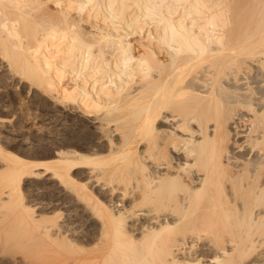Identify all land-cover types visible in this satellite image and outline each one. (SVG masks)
<instances>
[{"label":"bare ground","instance_id":"1","mask_svg":"<svg viewBox=\"0 0 264 264\" xmlns=\"http://www.w3.org/2000/svg\"><path fill=\"white\" fill-rule=\"evenodd\" d=\"M0 61L85 116L0 153L1 257L264 264V0H0Z\"/></svg>","mask_w":264,"mask_h":264},{"label":"rangeland","instance_id":"2","mask_svg":"<svg viewBox=\"0 0 264 264\" xmlns=\"http://www.w3.org/2000/svg\"><path fill=\"white\" fill-rule=\"evenodd\" d=\"M144 38L145 37H141L139 38V40L141 39L145 41ZM146 41H148V39H146ZM6 66L7 65L5 62L0 61V143H1L0 153L3 152V153H11L12 155L15 154V156L17 155V157L21 158L22 161L28 162L29 165H32L34 163H40L41 161H46V160L54 161V159L58 157L57 155H52V157H49V158L37 157L36 159L35 155L39 154L40 151L43 149L42 147H39L38 140L41 141L43 140V138H50V136L52 135L56 138L60 137L61 135H63V133H65L68 130L69 128L68 126L70 124H73L74 126L75 125L74 121L78 119L83 121L82 118L85 116L82 113H79L80 111L75 106V104L61 102L60 100H58V97L56 98L57 95L54 91H52L53 93L50 92L51 94L48 92H45L42 88L35 86L34 83H32L33 82L32 79H28V80L26 79L28 81L27 82L21 76L20 77L15 76V74H13L11 71H8L9 68L8 66L7 67ZM71 82L72 80L68 78V76H66V79L64 78L62 81L63 85L65 84L64 85L65 87H70L72 85ZM44 94H46L47 97ZM56 101L59 103H57ZM45 102L46 104L43 105V103ZM90 120L92 122L90 123V125H92V127L93 126L96 127V130H95V132L97 133L96 135L103 136L102 135L103 131H101L100 129H97V127L99 126V123L95 122V120L93 119H90ZM60 131L63 133H60ZM71 132L73 133V131H69V133ZM7 149H9V151ZM7 165H8V162L2 157H0V167H1L0 171H3ZM31 169H34L33 170L34 172H37V171L40 172L41 176L39 178H36L37 176H35L34 174H29V173L22 175L19 181V187H20V190L23 189L22 191H20L23 194V197H24V194H26V192L29 189H31L32 187L36 188V186L38 185L37 181L42 182L43 179H45L46 177H47L46 184H43V183L39 184V187L37 186L39 189L36 188L38 189V191L40 192L43 191V189H45L44 185H48L47 182H49V180H50V183L51 182H53L52 184L55 183L53 181L54 178H51L52 175L50 171L43 170L44 167L35 166V167H32ZM25 170L27 169L25 168ZM87 170L88 169H86V171ZM34 184L36 186H33ZM5 192L6 193L8 192L7 187H4L2 191L0 192V198H1L0 202H2L3 200L7 198V194H5ZM2 196L4 199L2 198ZM25 198L26 197H24L23 199ZM81 202L82 203L80 204L78 208H81L83 201ZM80 226L81 227H78L77 229L78 231H82V229H84L85 224L80 225ZM1 254L2 253H0V255ZM9 254L12 257V258L10 257L11 259H9L8 257ZM16 257L14 258L11 251H9L8 253H5L2 257L0 256L1 258L0 264H11L15 260L19 259L20 257H21L20 259H23L24 255L22 253L20 255H17ZM2 259H4L5 261Z\"/></svg>","mask_w":264,"mask_h":264}]
</instances>
